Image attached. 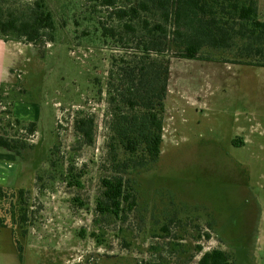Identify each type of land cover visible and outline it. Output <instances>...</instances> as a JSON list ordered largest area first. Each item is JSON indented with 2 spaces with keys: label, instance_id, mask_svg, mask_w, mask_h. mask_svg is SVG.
<instances>
[{
  "label": "rangeland",
  "instance_id": "rangeland-1",
  "mask_svg": "<svg viewBox=\"0 0 264 264\" xmlns=\"http://www.w3.org/2000/svg\"><path fill=\"white\" fill-rule=\"evenodd\" d=\"M35 1L0 8L22 12ZM43 1L56 31L54 43L45 37L27 54L20 82L18 98L41 105V120L34 136L19 134L33 148L0 184L11 187L0 198V264H186L199 243L236 264H264V68L219 61L215 51L202 54L212 61L167 58L161 155L143 167L112 140L111 59L125 50L102 36L101 22L120 24L86 0ZM82 117L94 118L92 145L76 133ZM117 174L134 186L135 209L97 226L101 180ZM164 225L170 238L160 237ZM198 233L211 238L198 243Z\"/></svg>",
  "mask_w": 264,
  "mask_h": 264
},
{
  "label": "trees",
  "instance_id": "trees-1",
  "mask_svg": "<svg viewBox=\"0 0 264 264\" xmlns=\"http://www.w3.org/2000/svg\"><path fill=\"white\" fill-rule=\"evenodd\" d=\"M86 1L90 11L107 10L109 18L120 24V28L108 27L101 22L102 36L116 41L125 50V54L113 55L111 59L108 101L114 111L112 140L130 155L139 154L138 164L143 167L154 165L161 155L163 115L170 79L167 58L212 61L202 54L215 51L222 55L219 61L264 68V20L260 17L259 0H125L127 3L122 6L118 5L120 0ZM55 31L54 15L43 0L35 1L22 12L5 14L0 8L2 39L34 47L45 37L54 43ZM8 100L9 91L1 89L0 149L19 157L24 150L33 148L19 134L34 136L38 123L15 118ZM94 128L93 117H82L75 123L78 138L86 145L94 142ZM111 152L114 153L115 148ZM71 179V183L81 186L80 177L71 175ZM101 185L103 192L96 201L100 219L96 218L95 224L100 226L105 220L127 218L136 206L135 189L129 179L117 174L103 178ZM10 188L0 186V198H5ZM23 194L20 191V197ZM22 220L27 221L25 216ZM160 230V237L172 236L169 225ZM193 238L199 243L211 236L198 233ZM123 241L130 246L127 239ZM175 246L182 248L184 245L177 243ZM152 249L158 250V247ZM202 253L203 246L199 243L186 264ZM196 264L236 263L227 252L213 249L204 252Z\"/></svg>",
  "mask_w": 264,
  "mask_h": 264
},
{
  "label": "crops",
  "instance_id": "crops-1",
  "mask_svg": "<svg viewBox=\"0 0 264 264\" xmlns=\"http://www.w3.org/2000/svg\"><path fill=\"white\" fill-rule=\"evenodd\" d=\"M259 13L264 20V0H259ZM31 50H33L31 45L0 38V90L9 91L8 103L12 106L15 118L25 122H36L39 125L41 105L33 101L34 99L27 102L18 98L22 94L20 82L28 75L27 65L31 62V56L27 54H31ZM11 167H19L16 155L0 149V184H5L6 172H14L15 169Z\"/></svg>",
  "mask_w": 264,
  "mask_h": 264
}]
</instances>
